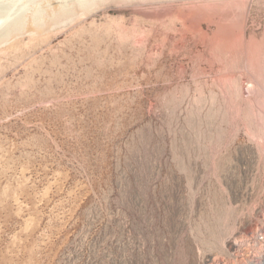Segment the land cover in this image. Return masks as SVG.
<instances>
[{"label":"rangeland","instance_id":"1","mask_svg":"<svg viewBox=\"0 0 264 264\" xmlns=\"http://www.w3.org/2000/svg\"><path fill=\"white\" fill-rule=\"evenodd\" d=\"M37 1L0 40V264H244L264 0Z\"/></svg>","mask_w":264,"mask_h":264},{"label":"bare ground","instance_id":"2","mask_svg":"<svg viewBox=\"0 0 264 264\" xmlns=\"http://www.w3.org/2000/svg\"><path fill=\"white\" fill-rule=\"evenodd\" d=\"M23 1H31L32 2V0H0V40L2 39V38H4L5 36H6V34H8L9 32H12V33H14V32H19L20 33V30L21 29H24V26H27L28 24L29 25H37V24H42L43 22H44V20L43 19H46V18H43V16H42V18H41V16H40V14H37V13H40V11L38 12L37 10H35V11H37V13H35V15H34V12L35 11H33V16H32V18H30L27 22H25V23H28V24H25V23H20L18 20L19 19H21V17L23 16V14H20L19 13V15L21 16H18V13H17V10H18V6L19 7H21L22 6V4L23 3H21V2H23ZM36 1V0H35ZM34 1V2H35ZM41 1L42 0H40V2L39 1H37L38 3L36 4V5H38L39 3H41ZM44 1V0H43ZM63 1H65V0H63ZM73 1V0H72ZM79 1V0H78ZM81 1V0H80ZM87 1V0H86ZM89 1H91V0H89ZM87 2V3H83L84 4V6L86 5V4H88V6L90 5V3L91 2ZM102 1H106V0H102ZM102 1H101V3H102ZM109 1V0H108ZM125 1H127V0H125ZM31 2H29V4H26V6H32V4H30ZM34 2H32L33 4H35ZM45 2V1H44ZM47 2V1H46ZM76 2V1H75ZM74 2V3H75ZM82 2H84V1H82ZM20 3H21V6H20ZM25 3V2H24ZM74 3H73V5H74ZM78 3V6L80 5L79 4V2H77ZM76 3V4H77ZM92 3H94L93 2V0H92ZM92 3H91V5H92ZM96 3H100V1L98 2V0H97V2ZM95 3V4H96ZM62 4V3H61ZM69 4V3H68ZM40 5V4H39ZM44 5V4H43ZM64 5H66V3L64 4ZM81 5H82V3H81ZM90 5V6H91ZM30 6V7H31ZM34 6V5H33ZM33 6L31 7L32 9H33ZM61 6V5H60ZM63 6V5H62ZM67 6V8H68V5H66ZM66 6H64V7H59L60 9H62L63 10V12L61 11V10H59V11H61L62 12V14H61V12H60V14L61 15H63L64 16V12H65V10H66V12L67 13H65V14H68V12H69V10L66 8ZM70 6V5H69ZM97 6V5H96ZM35 7V6H34ZM75 7V6H74ZM73 7V8H74ZM92 7L94 8V4L92 5ZM23 8H25V7H23ZM38 8V10H39V7H37ZM36 7H35V9H37ZM41 8V7H40ZM72 8V9H73ZM79 8V10H80V7H78ZM78 8H77V6L74 8L75 10H78ZM86 8H88L87 6H86ZM27 9V8H26ZM26 9L24 10V11H26ZM29 9V8H28ZM85 9V8H84ZM84 9H83V11H84ZM20 10V9H19ZM30 10V9H29ZM28 10V11H29ZM41 10V9H40ZM78 10V11H79ZM85 10H88V12H89V10H92V8H88V9H85ZM80 11H82V9L80 10ZM19 12V11H18ZM21 12V11H20ZM42 12V11H41ZM85 12V11H84ZM87 12V11H86ZM58 11L55 13L56 15L55 16H57L58 14ZM71 13V12H70ZM69 13V14H70ZM27 14V13H26ZM31 14V13H30ZM29 14V15H30ZM43 14V13H42ZM50 14V13H49ZM59 14V15H60ZM68 14V15H69ZM47 15V14H46ZM45 15V16H46ZM54 15V14H53ZM58 15V16H59ZM20 17V18H18V17ZM50 16V15H49ZM58 16L56 17L57 19H59L58 18ZM65 17L66 16H64V18H60L58 21L60 22V20H64L65 19ZM17 18H18V20H17ZM22 20V19H21ZM25 20V19H24ZM51 21V20H50ZM49 22V21H48ZM54 23H56V22H54ZM27 26L28 27V29H29V27L30 26ZM33 27V26H32ZM26 28V27H25ZM31 28V27H30ZM27 29V28H26ZM26 29H25V31H26ZM34 29V28H33ZM36 29V28H35ZM37 31H39V30H37ZM19 33H17V34H19ZM15 34V33H14ZM17 34L14 36H12V37H16L17 36ZM12 35V34H11ZM11 35H9L8 37H10ZM12 37H10V39L12 38ZM6 38L7 37H5V40L3 39V41H6ZM9 39V38H8ZM3 41H0V44H1V42H3ZM4 43V42H3ZM6 43V42H5Z\"/></svg>","mask_w":264,"mask_h":264},{"label":"built area","instance_id":"3","mask_svg":"<svg viewBox=\"0 0 264 264\" xmlns=\"http://www.w3.org/2000/svg\"><path fill=\"white\" fill-rule=\"evenodd\" d=\"M258 235L259 237H261L262 236L261 232H259ZM247 247H250V246L248 245ZM253 249L254 248L250 250L249 257L244 264H264V238L261 239L259 246L256 247L255 250Z\"/></svg>","mask_w":264,"mask_h":264}]
</instances>
